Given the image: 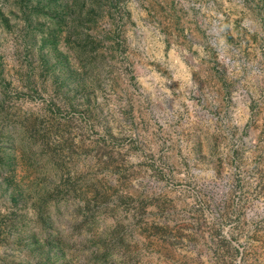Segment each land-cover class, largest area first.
<instances>
[{
    "label": "rangeland",
    "instance_id": "1",
    "mask_svg": "<svg viewBox=\"0 0 264 264\" xmlns=\"http://www.w3.org/2000/svg\"><path fill=\"white\" fill-rule=\"evenodd\" d=\"M0 264H264V0H0Z\"/></svg>",
    "mask_w": 264,
    "mask_h": 264
}]
</instances>
